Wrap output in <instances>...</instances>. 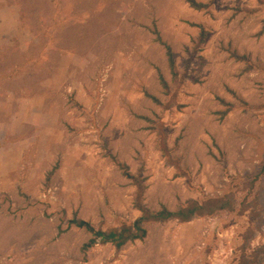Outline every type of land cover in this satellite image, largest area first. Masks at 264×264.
Returning a JSON list of instances; mask_svg holds the SVG:
<instances>
[{
  "label": "rangeland",
  "instance_id": "obj_1",
  "mask_svg": "<svg viewBox=\"0 0 264 264\" xmlns=\"http://www.w3.org/2000/svg\"><path fill=\"white\" fill-rule=\"evenodd\" d=\"M194 1L0 0V264H264V0ZM138 183L226 205L89 245Z\"/></svg>",
  "mask_w": 264,
  "mask_h": 264
},
{
  "label": "trees",
  "instance_id": "obj_2",
  "mask_svg": "<svg viewBox=\"0 0 264 264\" xmlns=\"http://www.w3.org/2000/svg\"><path fill=\"white\" fill-rule=\"evenodd\" d=\"M192 6L201 7L202 4L196 3L194 0H188ZM205 33L201 34V38L203 39ZM170 56V52H168ZM162 135V133H161ZM124 174L128 177H131L128 173L124 172ZM143 187L138 183V196L135 199V207L140 210L142 215L134 222L133 225H124L121 231H113V232H93L96 235V238L91 240L89 245L95 243L96 239L99 238L100 241H110L115 245L116 248H119L124 243L129 240H134L136 238H142L145 234V230L142 225L149 220H157V219H169V218H176L181 222L190 221L193 217L198 215H206V214H213L218 210H223L224 205H226V201L223 197L216 198V199H208L205 202L198 203L195 201H191L186 206L181 205L177 208L176 211H168L163 209L157 213L150 214L148 210L140 203V195L142 192ZM78 225L84 226L87 230H91L89 224L83 221H79ZM242 264H246L243 262ZM249 264V263H248Z\"/></svg>",
  "mask_w": 264,
  "mask_h": 264
}]
</instances>
